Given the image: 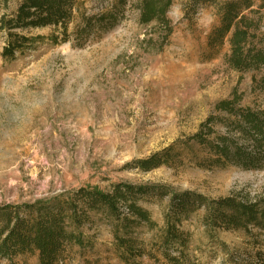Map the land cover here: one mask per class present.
Returning <instances> with one entry per match:
<instances>
[{
    "label": "rangeland",
    "instance_id": "1",
    "mask_svg": "<svg viewBox=\"0 0 264 264\" xmlns=\"http://www.w3.org/2000/svg\"><path fill=\"white\" fill-rule=\"evenodd\" d=\"M78 1L66 41H53L52 35H59L54 26L14 28L11 33L27 40L8 59L1 53L10 35L0 28V204L73 196L82 186L108 192L118 182L140 185L137 204L155 225L117 231L144 253L122 258L115 218L89 211L82 228L89 244L74 246L68 264L166 263L163 249L178 254L177 244L162 246L167 215L177 217L191 263L264 264L261 228L213 226L211 217L205 218L220 198L254 201L264 195V158L258 168L216 163L210 160L216 157L212 148L191 139L211 117V132L202 130L210 145L226 136L252 151L251 142L235 128V115L216 104L235 99V110H264V89L252 81L255 72L229 68L227 44L217 52L207 47L206 36L217 22L214 7L173 0L167 12L173 32L159 49L147 40L156 37L151 34L155 23L137 21L136 0L118 9L116 0ZM18 3L0 0V18L11 17ZM110 9L112 26L96 25L77 37L81 14L94 15L95 23ZM167 147L169 156L158 167L143 171L132 164L155 152L161 155ZM181 194L189 195L182 200ZM12 261L38 263L32 254ZM0 264L8 263L0 259Z\"/></svg>",
    "mask_w": 264,
    "mask_h": 264
},
{
    "label": "trees",
    "instance_id": "2",
    "mask_svg": "<svg viewBox=\"0 0 264 264\" xmlns=\"http://www.w3.org/2000/svg\"><path fill=\"white\" fill-rule=\"evenodd\" d=\"M127 0H116L114 9L123 7ZM173 0H136L138 23L148 25L155 23L150 41L155 48L161 49L168 42L173 32V24L167 12ZM194 3H208L215 9L216 24L212 25L206 44L210 50L217 52L225 44L228 51L224 54L225 64L237 71H254L252 81L258 89H264V0H193ZM78 0H19L15 13L11 17L0 18V28L9 32L7 45L3 48L2 57L13 59L15 50L21 48L23 35L11 33L14 28L54 26L59 35H52L53 41H66L69 38L68 25L78 9ZM193 6V5H192ZM100 19L91 22L93 16L81 14L82 25H76L75 34L82 38L88 35L94 26L109 28L114 23L112 9L100 14ZM106 22L105 25H101ZM14 38V39H12ZM153 47V46H152ZM235 99H222L218 109L234 114L235 128L242 137L251 142L252 151L245 150L226 136H220V142L212 146L203 136L211 129L208 117L201 124V130L191 135L199 144L208 145L216 155L213 162L224 164L231 162L244 168L261 167L264 158V110H253L250 107L234 109ZM155 152L146 158L136 159L132 164L140 170L148 171L165 163L168 151ZM143 192L140 185L118 182L112 185L111 191L105 192L95 186H82L73 192V196L64 194L34 202L0 204V259L13 264L17 255L32 254L37 256V264H68L67 258L74 246L84 248L89 244L82 228L89 219V211H103L115 218L117 228L114 231L116 246L121 249L120 256L128 261L141 256L144 251L135 245L127 235H118L121 228L124 233L134 225L145 223L154 226L148 210L137 204V197ZM189 194H181L180 199ZM198 200H204L196 194ZM179 201V202H182ZM199 201V202H200ZM185 205V202H184ZM181 210L183 206H181ZM211 215V216H210ZM211 217V225L247 229L249 225L264 231V195L252 201H236L231 197L220 198L215 206L207 209L205 218ZM177 217L165 216L162 229L163 245L177 244V255H170L163 249L167 262L163 264H193L185 253V239L177 227ZM154 256L151 253H147ZM132 264H141L133 262Z\"/></svg>",
    "mask_w": 264,
    "mask_h": 264
}]
</instances>
